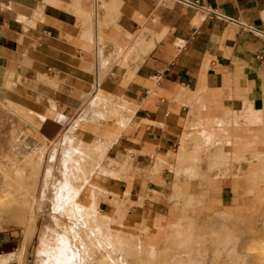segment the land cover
I'll return each mask as SVG.
<instances>
[{
    "label": "crops",
    "instance_id": "crops-1",
    "mask_svg": "<svg viewBox=\"0 0 264 264\" xmlns=\"http://www.w3.org/2000/svg\"><path fill=\"white\" fill-rule=\"evenodd\" d=\"M95 99L117 100L114 123L91 122L114 111ZM199 101L233 116L203 122L192 110ZM12 129L20 161L37 156L40 171L65 137L68 163L81 155L87 172L117 164L103 169L116 175L105 182L110 202L119 213L134 203L139 221L157 214L152 197L169 194L177 163L198 173L196 154L209 155L222 131L233 149L213 175H249L256 153L243 147L264 146V0H0V156ZM194 140L202 151L189 148ZM14 235L0 228V264L24 254Z\"/></svg>",
    "mask_w": 264,
    "mask_h": 264
},
{
    "label": "rangeland",
    "instance_id": "rangeland-1",
    "mask_svg": "<svg viewBox=\"0 0 264 264\" xmlns=\"http://www.w3.org/2000/svg\"><path fill=\"white\" fill-rule=\"evenodd\" d=\"M101 102L105 107H114L113 115L93 116L91 122L103 118L107 123H114L110 117L118 116L121 106L115 104L116 99H95L92 106ZM192 110L200 112L197 116L203 122H211L215 116L223 119L233 116L207 101L196 102ZM37 116L46 119L44 115ZM18 133L12 129L8 153L0 156V228L12 229L15 239L21 241L24 254L17 264L59 262L56 254L59 237L66 239L75 232L68 230L73 226L71 221L68 224L55 214L52 206L56 204L74 207L69 213L76 212L73 217L77 220L76 226H86L87 222L80 218L87 214L97 222L106 223V232L116 235L119 244L128 248L118 252L120 264H264V146L249 142L243 147L256 153L251 163H247L252 167L249 175L240 177L232 172H220V176H215L213 172L219 169L218 163L233 149L224 141L225 132H220V143L207 149L209 155L196 154L202 159L198 173L186 171L189 163L186 159L178 162L169 194L152 197L158 202L157 214L139 221L129 212L134 203H126L119 213L110 202L116 192L105 182L116 175L107 170L117 164L99 160L87 172L83 156H75L77 163L63 162L59 146L51 151L55 155L53 160L49 157L47 168L40 171L37 156L31 161L30 157L20 161V151L24 148L16 146L20 139ZM31 135L29 131L22 138L29 140ZM193 143L189 146L192 151L196 148L202 151L196 140ZM27 145L28 151L34 149L30 140ZM57 152L61 153L59 157ZM240 160L238 157L235 161ZM91 184H100L110 191L107 199L101 200L98 193L93 194L96 190ZM35 188L38 194L33 193Z\"/></svg>",
    "mask_w": 264,
    "mask_h": 264
},
{
    "label": "bare ground",
    "instance_id": "bare-ground-1",
    "mask_svg": "<svg viewBox=\"0 0 264 264\" xmlns=\"http://www.w3.org/2000/svg\"><path fill=\"white\" fill-rule=\"evenodd\" d=\"M116 96L117 95H114V97ZM68 143L69 142L65 137L63 143L64 147L62 149L65 153L62 159L63 162H67L69 158L71 159V149L69 151ZM76 152H78V150L75 148V153ZM74 159V162H79L77 158ZM51 160H53V155ZM52 207L55 214L60 219L64 218V221L67 223L71 221L70 223L73 224V226L68 230H74L75 232L73 235H69L66 239L59 237L58 240L60 245L56 249V254L58 257H60V260L57 264H120L117 261V254L123 253L128 248H126L125 245L119 244L120 241H118L116 235H110L106 232V223L100 220L97 222L95 219L93 220L91 215L87 214L82 216L80 219L82 221L85 220L88 224V227L87 224L84 227L81 226V224L76 226L77 220L73 219V217L76 216V212L69 213L74 209V207L72 209L69 206H61L60 204H56V206ZM103 218H105V220L109 219L108 217ZM90 223L92 225H90ZM41 239L43 241L44 236L41 235Z\"/></svg>",
    "mask_w": 264,
    "mask_h": 264
},
{
    "label": "built area",
    "instance_id": "built-area-1",
    "mask_svg": "<svg viewBox=\"0 0 264 264\" xmlns=\"http://www.w3.org/2000/svg\"><path fill=\"white\" fill-rule=\"evenodd\" d=\"M187 3L190 5V6H194V7H202L203 8V6H200L199 5V3L197 2V1H187ZM213 11L212 10H208V13H212ZM250 29L251 30H253V31H260V30H258L257 28H254V27H250Z\"/></svg>",
    "mask_w": 264,
    "mask_h": 264
}]
</instances>
